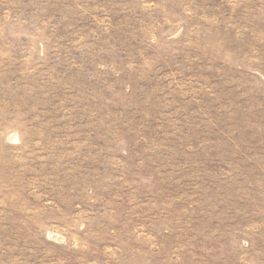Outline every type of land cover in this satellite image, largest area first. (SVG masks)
I'll return each mask as SVG.
<instances>
[{
	"label": "rangeland",
	"instance_id": "rangeland-1",
	"mask_svg": "<svg viewBox=\"0 0 264 264\" xmlns=\"http://www.w3.org/2000/svg\"><path fill=\"white\" fill-rule=\"evenodd\" d=\"M0 264H264V0H0Z\"/></svg>",
	"mask_w": 264,
	"mask_h": 264
}]
</instances>
